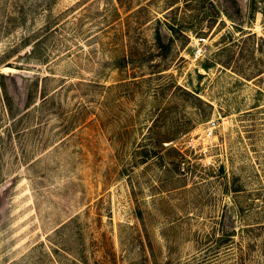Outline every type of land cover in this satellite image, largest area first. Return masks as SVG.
<instances>
[{
	"label": "rangeland",
	"instance_id": "rangeland-1",
	"mask_svg": "<svg viewBox=\"0 0 264 264\" xmlns=\"http://www.w3.org/2000/svg\"><path fill=\"white\" fill-rule=\"evenodd\" d=\"M237 4L0 0V264H264V0Z\"/></svg>",
	"mask_w": 264,
	"mask_h": 264
},
{
	"label": "trees",
	"instance_id": "trees-1",
	"mask_svg": "<svg viewBox=\"0 0 264 264\" xmlns=\"http://www.w3.org/2000/svg\"><path fill=\"white\" fill-rule=\"evenodd\" d=\"M227 1L234 7L235 11L238 13L239 10H238L237 0H227ZM163 38H166V36L164 34L159 33L157 35V39L159 40L161 45L163 44V42H162ZM160 43H159V45H160ZM186 93L189 94V92H186ZM191 96L193 97V99L195 101H197V103L202 102V100L198 96H196V95H191ZM142 153H143V159L144 160L157 154L156 150H154L153 148H151V149L144 148V150H142Z\"/></svg>",
	"mask_w": 264,
	"mask_h": 264
},
{
	"label": "water",
	"instance_id": "water-1",
	"mask_svg": "<svg viewBox=\"0 0 264 264\" xmlns=\"http://www.w3.org/2000/svg\"><path fill=\"white\" fill-rule=\"evenodd\" d=\"M6 71H10V69L9 70H6ZM15 72V71H14ZM26 76V75H25Z\"/></svg>",
	"mask_w": 264,
	"mask_h": 264
}]
</instances>
